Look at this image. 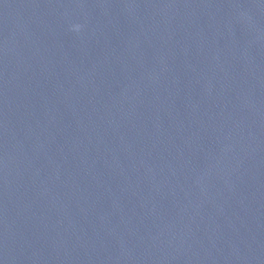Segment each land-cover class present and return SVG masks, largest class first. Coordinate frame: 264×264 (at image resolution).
Returning a JSON list of instances; mask_svg holds the SVG:
<instances>
[{"label":"water","instance_id":"obj_1","mask_svg":"<svg viewBox=\"0 0 264 264\" xmlns=\"http://www.w3.org/2000/svg\"><path fill=\"white\" fill-rule=\"evenodd\" d=\"M0 264H264V0H0Z\"/></svg>","mask_w":264,"mask_h":264},{"label":"clouds","instance_id":"obj_2","mask_svg":"<svg viewBox=\"0 0 264 264\" xmlns=\"http://www.w3.org/2000/svg\"><path fill=\"white\" fill-rule=\"evenodd\" d=\"M78 27V26H77Z\"/></svg>","mask_w":264,"mask_h":264}]
</instances>
